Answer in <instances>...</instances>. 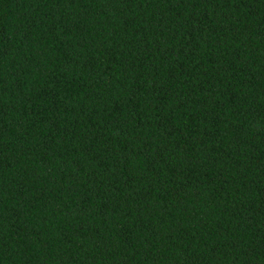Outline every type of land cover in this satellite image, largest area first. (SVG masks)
Wrapping results in <instances>:
<instances>
[{
    "label": "trees",
    "instance_id": "16d2710c",
    "mask_svg": "<svg viewBox=\"0 0 264 264\" xmlns=\"http://www.w3.org/2000/svg\"><path fill=\"white\" fill-rule=\"evenodd\" d=\"M0 264H264V0H0Z\"/></svg>",
    "mask_w": 264,
    "mask_h": 264
}]
</instances>
